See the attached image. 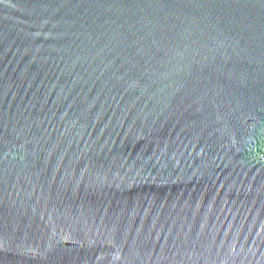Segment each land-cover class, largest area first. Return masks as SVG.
<instances>
[{
  "label": "water",
  "instance_id": "95a60500",
  "mask_svg": "<svg viewBox=\"0 0 264 264\" xmlns=\"http://www.w3.org/2000/svg\"><path fill=\"white\" fill-rule=\"evenodd\" d=\"M0 264H264V0H0Z\"/></svg>",
  "mask_w": 264,
  "mask_h": 264
}]
</instances>
